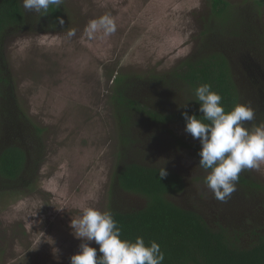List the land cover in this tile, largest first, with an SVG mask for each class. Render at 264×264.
Masks as SVG:
<instances>
[{"label": "trees", "instance_id": "16d2710c", "mask_svg": "<svg viewBox=\"0 0 264 264\" xmlns=\"http://www.w3.org/2000/svg\"><path fill=\"white\" fill-rule=\"evenodd\" d=\"M263 12L264 0H209L196 15L197 44L178 64L163 72L113 75L119 148L107 210L122 239L158 242L162 264H264V183L243 171L231 197L216 200L198 166L201 143L185 131L183 115L202 118L194 90L208 83L226 110L237 103L254 109L248 127L264 123ZM70 18L66 0L46 16L25 10L22 0H0V192H23L45 153V130L20 104L7 45L21 33L61 31ZM160 151L165 164L155 156ZM177 157L194 165L192 174L172 163ZM163 164L168 175L161 178ZM185 191L198 199L180 202L176 196Z\"/></svg>", "mask_w": 264, "mask_h": 264}, {"label": "rangeland", "instance_id": "374dc122", "mask_svg": "<svg viewBox=\"0 0 264 264\" xmlns=\"http://www.w3.org/2000/svg\"><path fill=\"white\" fill-rule=\"evenodd\" d=\"M66 2L71 18L63 30L21 33L7 45L20 104L45 130V153L36 179L23 192H0V264H70L82 242L73 235L71 220L85 207L108 211L119 148L111 102L113 75L163 72L178 64L196 46L201 27L196 15L209 4ZM104 14L115 19L116 32L89 39L86 26ZM70 30H75L71 38ZM155 156L166 160L161 151ZM172 163L187 175L193 173L192 163L178 157ZM251 173L264 183V165ZM176 198L186 205L198 199L188 191ZM89 243L99 247L95 241Z\"/></svg>", "mask_w": 264, "mask_h": 264}, {"label": "clouds", "instance_id": "9594fccd", "mask_svg": "<svg viewBox=\"0 0 264 264\" xmlns=\"http://www.w3.org/2000/svg\"><path fill=\"white\" fill-rule=\"evenodd\" d=\"M63 3L64 0H22L25 10L40 16H46L50 9H59ZM58 20L64 24L62 17ZM116 30L115 19L104 14L90 20L85 32L89 39H94L98 33L109 37ZM74 35L75 30L67 33L69 38ZM194 97L203 116L198 118L195 113L184 112L185 131L201 143L198 166L206 173L203 183L216 200L226 202L236 191L243 171L258 170L264 165V123L248 127L247 122L255 119L254 109L249 104L237 103L226 110L221 95L208 83L197 86ZM164 164L159 170L161 178L168 175ZM70 227L82 241L80 251L70 257V264H162L165 259L155 240L146 244L142 236L135 241L122 239L121 229L110 211L85 207L78 218L71 220ZM91 241L99 245V258Z\"/></svg>", "mask_w": 264, "mask_h": 264}]
</instances>
